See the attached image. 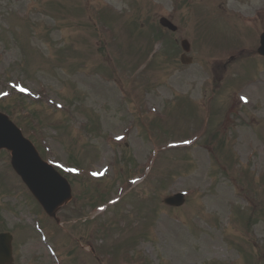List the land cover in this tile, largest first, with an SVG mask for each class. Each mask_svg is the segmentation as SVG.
Returning <instances> with one entry per match:
<instances>
[{
	"label": "rangeland",
	"instance_id": "374dc122",
	"mask_svg": "<svg viewBox=\"0 0 264 264\" xmlns=\"http://www.w3.org/2000/svg\"><path fill=\"white\" fill-rule=\"evenodd\" d=\"M150 3L0 0V111L77 175L57 224L0 151L16 264H264V60L231 59L250 34L205 18L185 66L131 24ZM177 191L185 203L164 204Z\"/></svg>",
	"mask_w": 264,
	"mask_h": 264
},
{
	"label": "water",
	"instance_id": "95a60500",
	"mask_svg": "<svg viewBox=\"0 0 264 264\" xmlns=\"http://www.w3.org/2000/svg\"><path fill=\"white\" fill-rule=\"evenodd\" d=\"M3 148L11 151L15 171L22 176L47 213L56 217V212L72 197L69 183L51 165L42 161L33 143L24 138L8 115L0 112V149ZM184 201L183 194L165 200L174 206ZM12 241L10 233L0 234V264H14Z\"/></svg>",
	"mask_w": 264,
	"mask_h": 264
},
{
	"label": "flooded vegetation",
	"instance_id": "af4514ba",
	"mask_svg": "<svg viewBox=\"0 0 264 264\" xmlns=\"http://www.w3.org/2000/svg\"><path fill=\"white\" fill-rule=\"evenodd\" d=\"M249 3L250 0H230L232 14L235 18L245 22L246 24L253 21V17H248L247 15V7L250 5Z\"/></svg>",
	"mask_w": 264,
	"mask_h": 264
}]
</instances>
